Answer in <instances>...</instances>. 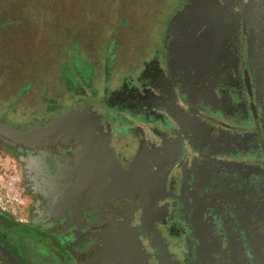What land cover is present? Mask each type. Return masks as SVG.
<instances>
[{"label": "flooded vegetation", "instance_id": "flooded-vegetation-1", "mask_svg": "<svg viewBox=\"0 0 264 264\" xmlns=\"http://www.w3.org/2000/svg\"><path fill=\"white\" fill-rule=\"evenodd\" d=\"M177 11L140 61L63 52L58 102L44 88L29 107L4 98L0 122L18 130L84 113L115 160L97 173L77 165L72 133L40 143L0 133V264H264V142L231 123L264 131V0H181ZM204 60L206 80L191 86ZM136 157L145 181L125 188ZM217 160L229 170L214 171ZM168 217L178 220L163 228ZM151 222L152 250L139 235Z\"/></svg>", "mask_w": 264, "mask_h": 264}, {"label": "rangeland", "instance_id": "rangeland-1", "mask_svg": "<svg viewBox=\"0 0 264 264\" xmlns=\"http://www.w3.org/2000/svg\"><path fill=\"white\" fill-rule=\"evenodd\" d=\"M180 2L0 0L1 109L6 97L13 98L16 108L29 107L36 103L30 101L32 91L43 88L46 97L58 102L65 93L57 74L63 52L92 61L109 51L118 63L140 61L143 47L160 44ZM24 86L27 89L15 96Z\"/></svg>", "mask_w": 264, "mask_h": 264}, {"label": "water", "instance_id": "water-1", "mask_svg": "<svg viewBox=\"0 0 264 264\" xmlns=\"http://www.w3.org/2000/svg\"><path fill=\"white\" fill-rule=\"evenodd\" d=\"M203 11L209 15V12L206 8H203ZM180 13L179 11L175 12V14L172 16L171 20H175L177 17H179ZM201 60V59H200ZM220 63V61H217V64ZM207 66V63L204 61H198V66L196 71L199 72V74L194 78V80L191 82V86H194L196 83H200V86H203L204 81L206 80L204 71L205 67ZM232 92L236 90V88H231ZM80 111H67L62 115L57 116L55 119H53L48 125H36L33 127H30L26 130H18L14 127L8 126L4 123L0 122V133L12 138L16 141H23V142H32V143H40V142H47L51 139H55L62 133H72L75 135L77 141L79 142L78 149H77V165H85L86 162H92L95 164V167L97 168V173L104 170L106 166L110 165V159L112 158L115 160V158L112 156V153L110 151V148L107 147L106 142H102L98 139H96L92 132L89 131V119L84 113H79ZM80 116V117H78ZM232 126L237 127L239 129H245V128H254L253 135L254 138L257 140L258 147L260 149L261 146H263L264 142V136L263 129L261 126L255 125L253 121H249L247 118L239 119L237 121H232ZM193 127V126H192ZM195 129V126L193 127ZM91 132V133H90ZM231 144L235 145L239 142L235 139H232L230 141ZM108 150L106 152L105 149ZM145 167L146 164L143 163L142 159L140 157H136V160L134 162L133 168L138 169L136 172V178L134 176V179L128 180L124 183V187L127 188L129 185H136L144 183L145 176ZM151 167V166H150ZM212 169L214 171H228L229 166L225 164L224 162H218L217 164L212 165ZM252 176H256V173L251 172ZM96 175V174H95ZM214 203H208L206 204V214H209L212 217H217L216 214L212 211ZM178 219L176 217H168V223L162 222L163 228H166L168 224H171ZM155 222L150 223L149 230L146 228V226L141 223L139 225V235L142 237L145 241H147V244L149 246V249L152 250L153 246L151 244V240L149 238V232H151L152 235L159 237V232L155 228ZM156 233V234H154ZM191 231L184 225V232L183 234L185 237H187ZM194 242L197 243V239L193 237ZM209 241V238L206 239ZM173 246H175V249L177 253H181V245L177 243H173ZM209 249L213 250V247L210 246ZM17 264V263H16Z\"/></svg>", "mask_w": 264, "mask_h": 264}, {"label": "built area", "instance_id": "built-area-1", "mask_svg": "<svg viewBox=\"0 0 264 264\" xmlns=\"http://www.w3.org/2000/svg\"><path fill=\"white\" fill-rule=\"evenodd\" d=\"M0 205H1V202H0Z\"/></svg>", "mask_w": 264, "mask_h": 264}]
</instances>
